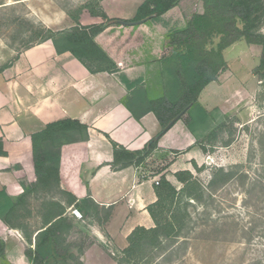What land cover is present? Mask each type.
<instances>
[{
    "label": "crops",
    "instance_id": "crops-1",
    "mask_svg": "<svg viewBox=\"0 0 264 264\" xmlns=\"http://www.w3.org/2000/svg\"><path fill=\"white\" fill-rule=\"evenodd\" d=\"M145 1L103 0L101 4L110 18L131 21ZM194 1L183 0L165 15L145 24L112 25L99 34L96 42L118 65L119 71L115 73H90L71 53L58 54L52 41L17 53L0 37V67L10 63L0 74V140L7 154L0 155V193H6L17 203L25 189L37 182L33 134L61 120H77L87 125L89 139L65 145L60 167L62 191L71 193L79 201L91 198L111 213L104 228H93L96 242L82 256L84 264H118L104 248L107 239L109 237V244L123 251L137 227H155L148 207L157 201L156 181L164 175L181 189L183 185L176 173L190 171L195 175L194 164L203 167L211 156L203 150L207 146L199 143L184 121L179 120L161 137L158 149L148 159L160 154L172 156L165 174L145 176L143 165L122 170L112 166V141L127 150L140 151L163 130L152 112L144 114L140 120L133 116L126 106L132 94L127 83L142 79L144 84H151L160 71V61L168 54V35L184 28L198 13ZM197 2L200 0H196V5ZM128 5H133L134 10L126 9ZM101 19L85 12L80 23L93 26L101 23ZM44 23L61 30L58 18ZM219 85L218 81L209 84L200 96V104L208 111L223 112L222 102L211 107L203 105L207 92H216ZM29 198L30 194L25 200ZM65 207L67 215L73 218V205ZM43 227L34 229V233ZM0 240L6 245L0 264H31L26 255L29 244L23 233L5 225L1 219Z\"/></svg>",
    "mask_w": 264,
    "mask_h": 264
},
{
    "label": "trees",
    "instance_id": "trees-1",
    "mask_svg": "<svg viewBox=\"0 0 264 264\" xmlns=\"http://www.w3.org/2000/svg\"><path fill=\"white\" fill-rule=\"evenodd\" d=\"M183 0H146L138 9L135 21L147 17L159 18L178 6ZM203 12L196 13L184 28L170 33L167 48L171 52L160 61V71L151 84L143 80L127 83L132 90L126 102L133 116L140 120L144 114L152 112L159 121L162 132L152 139L143 150L130 151L112 141L115 170L143 165L158 149L159 140L165 134L164 129L188 107L191 108L181 117L189 131L201 144L202 140L216 136L218 119L216 111L206 110L199 102L205 88L218 81L220 74L229 68L224 51L235 43L245 40L248 44L262 48L260 64L255 74L264 79V0H200ZM93 16L105 22L93 26H83L79 16L72 15L77 26L54 32L45 30L40 43L52 41L58 54L71 53L92 74L119 71L118 65L96 42V37L106 31L115 22L102 10L99 2L86 6ZM120 25V24H119ZM39 43V44H40ZM35 46V45H33ZM32 47V46H31ZM30 48V47H29ZM10 63L0 67L3 73ZM89 139V128L77 120H61L48 124L44 130L32 135L33 159L37 182L25 189V194L17 203H13L6 193H0V219L5 225L18 228L24 235L29 249L26 255L31 264H51L52 260L84 264L67 244V235L76 226V221L67 215V208L60 202H51L42 215L44 227L36 233H28L23 226L15 225L14 219L19 206L26 202L25 197L39 188L50 189L55 185L59 190L62 149L67 144L84 142ZM206 152V147H203ZM0 155H7L0 140ZM197 173L204 167L194 164ZM243 166L231 169L215 168L207 186L200 183L190 171L176 173L181 189L174 186L166 176H162L156 185L157 201L148 207L155 223L153 228L137 227L128 238V247L116 257L118 264H148L149 251L158 250L166 241L178 243L184 231L190 227L192 217L187 206L199 204L208 195L215 201L218 193L224 191L232 182L240 181L246 189L249 175L241 170ZM249 181V180H248ZM259 183V182H258ZM247 194L255 192L257 182H249ZM264 192V183H259ZM68 204L77 207L83 217L96 214L101 208L91 198L78 200L71 193ZM185 200L188 203H185ZM185 203V206H184ZM106 222L111 213L108 209ZM234 216L220 215L216 219L210 216L206 226L221 229L236 225ZM254 225V224H251ZM189 236V235H188ZM188 240V238H186ZM186 240V241H187ZM34 246V247H33ZM6 245L0 240V258L5 256Z\"/></svg>",
    "mask_w": 264,
    "mask_h": 264
},
{
    "label": "rangeland",
    "instance_id": "rangeland-1",
    "mask_svg": "<svg viewBox=\"0 0 264 264\" xmlns=\"http://www.w3.org/2000/svg\"><path fill=\"white\" fill-rule=\"evenodd\" d=\"M102 1L0 0V37L9 47L21 53L39 44L47 29L59 32L76 27L77 21L72 15L79 16L80 22L83 13L91 14L86 7L88 4L95 5L99 2L103 10ZM197 3L196 5L195 0L193 6L198 13H202L203 3ZM126 9L134 10L133 5H128ZM56 18L60 20L61 30L49 28L44 23L45 20ZM104 22L101 19L99 24ZM113 25L120 26L116 22ZM261 30L264 32V23ZM170 52L171 49H168V54ZM261 55V47L248 44L245 40L224 51L229 68L220 74V85L216 92H207L203 99L206 107L222 102L223 112L215 113L218 119L216 136L202 140L203 145L207 146L206 152H210L211 156L202 165L204 170L195 173L200 183L207 186L215 168L231 169L243 166L241 170L249 175L246 189L249 182H257L259 187L255 192L247 194L243 184L234 181L216 195L215 201H211L207 195L198 205H188L187 210L192 217L190 227L193 231L190 234H187L189 231H184L178 243L166 241L162 248L149 251L148 264H264V192L259 184L264 183V79L261 80L255 74ZM180 123L182 122L178 125ZM171 157L160 154L159 157L147 160L142 166L144 175L162 174ZM177 185L180 187L178 183ZM68 200L69 196L55 185L50 189L39 188L30 193V198L24 205L19 206L14 224L23 226L28 233H33L34 229L43 225L42 215L46 212L47 205L56 201L68 206ZM185 203L188 201L185 200ZM74 209L77 207L71 208L72 211ZM107 214L106 209H100L98 213H90L87 217L72 216L76 226L68 233L67 244L76 256L82 258L95 244L93 228H104ZM226 214L234 216L231 221L237 224L221 229L206 226L210 216L216 219ZM109 241L108 237L104 248L116 260L122 251L109 244ZM51 264L76 262L52 260Z\"/></svg>",
    "mask_w": 264,
    "mask_h": 264
},
{
    "label": "water",
    "instance_id": "water-1",
    "mask_svg": "<svg viewBox=\"0 0 264 264\" xmlns=\"http://www.w3.org/2000/svg\"><path fill=\"white\" fill-rule=\"evenodd\" d=\"M151 19H153V17H147L145 19L142 20H137V21H124V20H119V24L120 25H124V26H139L142 24L147 23L148 21H150ZM191 108L188 107L185 111H183L178 117H176L165 129H164V133L169 131L180 119L182 116H184L187 111Z\"/></svg>",
    "mask_w": 264,
    "mask_h": 264
},
{
    "label": "built area",
    "instance_id": "built-area-1",
    "mask_svg": "<svg viewBox=\"0 0 264 264\" xmlns=\"http://www.w3.org/2000/svg\"><path fill=\"white\" fill-rule=\"evenodd\" d=\"M156 183L159 184V181H156ZM72 212H73V215H74L75 217H77V218H83V216H82V214L80 213L79 210L74 209Z\"/></svg>",
    "mask_w": 264,
    "mask_h": 264
}]
</instances>
